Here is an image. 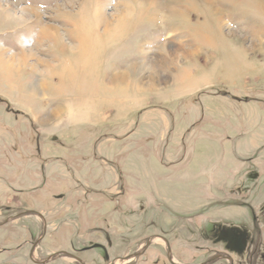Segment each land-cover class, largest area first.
Listing matches in <instances>:
<instances>
[{"label": "rangeland", "instance_id": "1", "mask_svg": "<svg viewBox=\"0 0 264 264\" xmlns=\"http://www.w3.org/2000/svg\"><path fill=\"white\" fill-rule=\"evenodd\" d=\"M174 1L182 16L160 15L155 4L166 0H146L143 7L136 6L137 0H0V102L5 101L2 97L22 100L30 95L24 89L35 92L58 79L65 80L66 90L78 93L84 109L94 107L89 125L45 130L58 137L65 133L67 139L57 148L52 138L29 143L28 161L37 164L36 171L22 163L7 170L2 155L12 159V149L0 153V264L9 251L27 247L39 218L47 224L46 243L65 240L78 223L71 213L98 202L101 195L93 190L109 188H96L106 167L122 170L127 183L118 185L126 187L125 197H135L138 188L139 202L155 204L160 199L174 213L193 214L186 220L168 218L162 207L151 204L130 212L148 213L149 220L158 221L164 214L170 220L165 221L166 230L194 229L195 236L211 231L218 223L216 214L228 213V218L243 220L246 236L255 235L263 251L264 0H212L220 14L203 0ZM123 4L134 11L126 26L112 22ZM100 18L109 22V29ZM44 28L50 35L46 40L41 39ZM21 56L25 62L17 69ZM37 96L42 101L39 92ZM162 118L168 120L170 134L161 138L167 131ZM21 129L24 132L25 126L16 124L14 130ZM42 130L34 127L32 136ZM131 132L127 142L112 144L110 162L100 164L96 143ZM87 139L94 142L88 145ZM128 144L132 150L122 151ZM52 146L62 172L47 175L48 169L42 168L44 147ZM84 159L96 160L98 166L85 169ZM75 172L86 175L90 187L77 183ZM17 178L19 189L9 188ZM139 217L133 216L132 222H140ZM151 255L140 257V264ZM200 255L195 262L208 256Z\"/></svg>", "mask_w": 264, "mask_h": 264}, {"label": "flooded vegetation", "instance_id": "2", "mask_svg": "<svg viewBox=\"0 0 264 264\" xmlns=\"http://www.w3.org/2000/svg\"><path fill=\"white\" fill-rule=\"evenodd\" d=\"M118 184L120 182L107 190L92 191L101 198L91 205L79 206V210L84 212L71 213L78 220L76 229L71 230V234L59 244L46 243L47 224L39 218L27 247L22 245L9 251L2 264H116L131 260H134L133 264H140L139 258L149 252L152 255L145 264H264V249L259 250L255 235L246 236L244 222L240 218L233 220L228 218V213H225L226 217L216 214L214 221L218 223L210 232L197 236L194 229L180 230L173 226L166 230L164 214H161L159 222L153 218L149 220L148 213H135L128 209L137 205L145 209V204H151L155 209L162 207L166 211L164 216L168 218L181 216L185 220L190 219L193 213L182 215L178 210L174 213L170 207L164 208L160 199H155V204L139 202L142 198L138 197V188L135 197H125L126 187ZM114 198H125L126 201L114 203ZM115 210L127 212L115 213ZM135 215L140 216L141 223L132 222ZM169 222L167 219L166 223ZM248 223L253 226V220ZM196 237L199 242L184 243ZM122 251L126 252L123 256L114 255ZM185 253H189V258ZM197 253L199 256L207 253L208 256L195 262L196 258L199 259Z\"/></svg>", "mask_w": 264, "mask_h": 264}, {"label": "crops", "instance_id": "3", "mask_svg": "<svg viewBox=\"0 0 264 264\" xmlns=\"http://www.w3.org/2000/svg\"><path fill=\"white\" fill-rule=\"evenodd\" d=\"M218 7V6H217ZM220 8V7H219ZM134 12V11H133ZM137 12V11H136ZM142 12V11H141ZM57 55V54H56ZM77 71V70H76ZM75 72V71H74ZM78 74L80 71L77 72ZM93 73V72H92ZM84 74V72H83ZM112 76V74H111ZM110 76V77H111ZM100 75H97V79L94 78L93 82H97L99 80ZM52 80V79H51ZM58 80V79H57ZM54 79V82H51L52 84L47 85L45 87H39L35 92H31L29 90L24 89L26 92H29L30 95L24 96V99L13 101L10 100L7 97H2L4 103L0 102V153H5L6 148L12 149L13 157L10 159L9 157L4 156L3 159L6 158V166L8 167L7 170L14 168L15 165H22L26 167L27 169L36 171L37 164L35 162H29L28 159L32 156L30 151V142L33 141V143L41 142L46 143L51 138V143L54 147H58V142L62 141V138L64 137L67 139V136H65V133H62L60 137L56 136L55 134H46L45 130L52 129L54 132H56L63 124H70V125H89L91 124L90 119V112L94 109L90 108L88 105V108L84 109V104L81 105L80 102H78L77 94L73 90H66L65 85L63 84L65 80H58ZM57 81V82H55ZM59 83V84H56ZM111 90H109L110 92ZM38 92L40 93L42 98L40 102H38ZM91 92V90L89 91ZM20 93V92H19ZM92 93V92H91ZM85 93L82 92L81 95H84ZM73 101V102H71ZM7 105V107H6ZM7 108L16 110V115L11 113ZM60 110L62 115H60L59 118L52 117V113H54L57 116V111ZM12 111V110H11ZM163 119V120H162ZM160 123L162 125H166V132L160 133L161 138L166 137L170 134V131L168 130L169 122L166 120V118H162ZM49 124L45 127H41V122H47L49 121ZM16 124H19L20 126H25V131L22 132V129L20 132L17 130H14ZM159 124V123H158ZM4 125L6 128H4ZM50 126H53L51 128ZM39 129L43 128L41 132H38L37 137L32 136L33 128ZM77 127V126H75ZM9 130H8V129ZM58 128V129H57ZM71 129V128H70ZM74 129V127H72ZM76 129V128H75ZM131 133L128 134H121L119 136V139H116V137L107 136L103 141H98L95 145V158L100 159V164H104V166L110 162L109 158L110 156L114 155L111 152V146L112 144H115L117 142L122 141H128L130 137L132 136ZM131 135V136H130ZM130 136V137H129ZM94 140L89 141L87 139V144L93 143ZM108 145V147H106ZM130 151L132 150V145H124L122 147V151ZM109 155V156H108ZM44 156L45 160L43 161L42 168L44 170L48 169L47 175L52 174L53 172H56L57 170H60L62 172L61 166L57 162L58 157L55 156V152L53 150V146L51 148L44 147ZM1 157V154H0ZM39 159H40V153H39ZM22 161V162H21ZM52 162L51 164L48 162ZM54 164L56 166H54ZM83 168H95L98 166V163L96 160H86L82 162ZM56 167V168H55ZM6 170V169H5ZM11 169L10 171H12ZM107 173L103 181L100 183V186L102 189L106 187H113L118 182H124L127 183L125 180L126 178H123L121 176L122 170L116 169L114 167H106L104 169ZM98 175L100 174V169H97ZM76 176V182L82 183L86 187L88 186L89 181H87L86 175L80 176L78 173L75 172ZM34 178H38V175L35 174L33 176ZM97 178L98 176H94ZM93 181H91L92 183ZM18 183L20 181L18 178L11 182L9 184V188L12 189H19ZM27 184H31V181H26ZM94 183V182H93ZM30 186V185H29ZM3 188V186H1ZM95 187V186H94Z\"/></svg>", "mask_w": 264, "mask_h": 264}, {"label": "bare ground", "instance_id": "4", "mask_svg": "<svg viewBox=\"0 0 264 264\" xmlns=\"http://www.w3.org/2000/svg\"><path fill=\"white\" fill-rule=\"evenodd\" d=\"M167 2L164 3H161V4H155V7L156 9L158 10V13L160 15H167V16H182L184 14V12L182 11V8H179V10L176 9L175 7V4H176V1L174 0H166ZM206 4H210V6L213 7V10L215 13L217 14H220V9L218 7H216L214 4V2L212 0H203ZM146 3V0H137L136 2V6H139V7H143ZM123 7L124 9L122 11H119V14L114 16L113 18V21L112 22H116L117 24L119 25H123V26H126V25H129L128 23H130L131 19H132V12L133 10L131 9L132 6H128L127 4H123ZM166 10V11H165ZM33 14V13H32ZM36 15V14H35ZM99 20V21H98ZM97 21L103 25H105V30L109 29L110 27V24L109 22L106 20V19H98ZM95 24H96V21H94ZM42 34V40H46L50 37V35L48 34V30L44 28V30H42L41 32ZM55 40V38H54ZM51 41V39H50ZM193 54V53H192ZM187 55V53H186ZM189 55V54H188ZM4 59V58H3ZM2 58H0V63L3 61ZM12 59V58H11ZM19 60L22 62V64L17 68V69H20L21 66L24 65V60H25V56H21L19 57ZM8 63V62H7ZM10 65V64H9ZM141 68V67H140ZM133 70V69H132ZM140 70V69H139ZM131 72V70H130ZM133 74V73H132ZM119 75V74H117ZM116 75V76H117ZM123 75V74H122ZM127 75V74H126ZM125 75V76H126ZM120 76V75H119ZM137 77V76H136ZM124 78V77H123ZM137 79V78H136ZM121 80V79H119ZM156 88V87H155ZM62 112L60 110L57 111V116L60 117V115ZM56 114V113H55ZM53 115V114H52ZM53 116H56V115H53ZM117 264V263H116Z\"/></svg>", "mask_w": 264, "mask_h": 264}, {"label": "water", "instance_id": "5", "mask_svg": "<svg viewBox=\"0 0 264 264\" xmlns=\"http://www.w3.org/2000/svg\"><path fill=\"white\" fill-rule=\"evenodd\" d=\"M126 259H122L121 261H125Z\"/></svg>", "mask_w": 264, "mask_h": 264}]
</instances>
